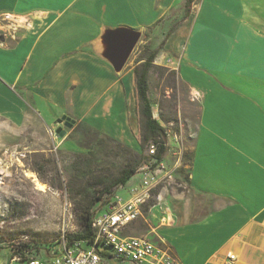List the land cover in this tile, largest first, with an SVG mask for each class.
<instances>
[{"label": "crops", "instance_id": "1", "mask_svg": "<svg viewBox=\"0 0 264 264\" xmlns=\"http://www.w3.org/2000/svg\"><path fill=\"white\" fill-rule=\"evenodd\" d=\"M185 2L0 0V12L23 18L0 35V121L44 131L43 149L69 153L78 123L116 139L119 122L139 152L136 57L115 71L103 35L127 26L148 32L151 47L160 37L154 63L171 60L165 66L198 94L200 110L188 189L155 191L139 235L181 264H224L228 252L232 264H264V0H193L187 16ZM63 115L70 127L58 123Z\"/></svg>", "mask_w": 264, "mask_h": 264}, {"label": "rangeland", "instance_id": "2", "mask_svg": "<svg viewBox=\"0 0 264 264\" xmlns=\"http://www.w3.org/2000/svg\"><path fill=\"white\" fill-rule=\"evenodd\" d=\"M2 13L4 12H0ZM4 25L8 23L0 20V35ZM148 35V32L141 31L139 42L129 58L133 55L137 58L141 53V45L146 41L150 43L147 40ZM156 38L153 49L161 44V38ZM170 61L166 56L156 58V65L164 68L149 71L148 96L161 123L165 126L172 125L182 145L190 152L197 127L200 100L198 94H194L179 79L177 73H172L173 69L165 66ZM113 126L120 136L116 141H122L126 146H135L134 139L130 133L123 131L121 123L117 122ZM66 138L69 140L64 146L72 150L71 153L66 152V149H43L47 143L44 131L14 128L0 121V258L11 256V247L23 242L32 246L55 245L64 234L75 232L78 227L74 198L77 197L73 190L85 185L91 174L112 177L120 169L123 163L121 148L99 132L78 123ZM76 143L81 149H77ZM87 148H91L92 152H88ZM140 149L138 153L145 155L146 147ZM133 177L138 180L140 174L136 173ZM37 183L44 184L45 190H39ZM116 193H120V186ZM114 201V197L107 199L98 203L94 209H105ZM147 209L148 207L142 208L145 218ZM142 227L144 223L141 218L129 225L125 234L140 236L139 229ZM57 245L58 243L55 246ZM108 262L130 264L115 259H109Z\"/></svg>", "mask_w": 264, "mask_h": 264}, {"label": "built area", "instance_id": "3", "mask_svg": "<svg viewBox=\"0 0 264 264\" xmlns=\"http://www.w3.org/2000/svg\"><path fill=\"white\" fill-rule=\"evenodd\" d=\"M0 20L7 22L6 26L10 28L23 23L20 16L10 12L0 14ZM151 111L152 117L164 128L163 145L166 150L161 155L158 151L159 143H149L144 160L137 170L140 174L139 181L129 187L128 198L117 199L107 208L94 211L91 223L94 233L93 243L87 246H84L82 241L66 244L63 236L56 247L37 255L25 251L24 256L19 254L10 256L8 264L16 262L21 264H109L108 260L96 250L97 243H102L109 248L114 256L113 259L122 263L181 264L147 237L124 235L123 233L128 225L142 216L143 205L153 197L155 191L160 189L162 192H169L188 189L187 180L178 173L179 169L188 167L184 164L187 149L182 145L172 125L165 126L152 107ZM160 193L156 196L159 200H161ZM234 259L235 256L228 252L224 264H232Z\"/></svg>", "mask_w": 264, "mask_h": 264}, {"label": "trees", "instance_id": "4", "mask_svg": "<svg viewBox=\"0 0 264 264\" xmlns=\"http://www.w3.org/2000/svg\"><path fill=\"white\" fill-rule=\"evenodd\" d=\"M193 0H186L185 2V12L184 15L187 16L191 10ZM147 37V34H144ZM158 50L153 49L149 42H145L141 45V53L136 58V65L133 69L134 73V84H135V94H136V106L139 114V145L140 148H147L148 144L151 142L159 143V154H164L165 147L163 145L165 141L164 128L152 117L151 102L148 96V73L150 70H161L164 67L156 65L154 63L156 54ZM175 74L176 71L172 70ZM81 125H85L81 123ZM89 129L97 130L87 126ZM111 141L118 144L121 148V154L123 156V163L120 166L117 174L109 177L106 175H92L91 178L87 180L85 185L76 187L74 195L75 201V218L77 222V230L75 232H70L64 234L66 244H72L75 241L84 242V246L93 243L94 233L92 229V216L94 213V208L98 203H102L107 199L114 197L115 192L119 186H123L130 180L136 173L143 162L145 155L138 153L131 149L130 147L116 141L114 138H109ZM88 152H92L91 148H87ZM90 149V150H89ZM192 158V152L186 151L184 155V164L190 165V160ZM188 168H181L178 173L188 181ZM82 175L80 174V177ZM108 202V201H107ZM106 202V203H107ZM59 243V241H57ZM56 243V244H57ZM55 244V245H56ZM55 245H44L32 246L29 243L23 242L16 247H11V256L19 254L24 256V252L33 253L35 255L42 253L41 250H50L54 248ZM96 250L101 253V255L106 259H113L112 251L105 247L102 243H97ZM102 246L100 249L99 247ZM56 247V246H55Z\"/></svg>", "mask_w": 264, "mask_h": 264}, {"label": "water", "instance_id": "5", "mask_svg": "<svg viewBox=\"0 0 264 264\" xmlns=\"http://www.w3.org/2000/svg\"><path fill=\"white\" fill-rule=\"evenodd\" d=\"M107 46V57L109 58L115 71L119 72L129 56L137 46L141 37V31L127 26H118L116 28L108 29L103 35ZM73 120L63 115L58 120V123L70 127L73 124ZM61 127L56 129L59 132Z\"/></svg>", "mask_w": 264, "mask_h": 264}, {"label": "bare ground", "instance_id": "6", "mask_svg": "<svg viewBox=\"0 0 264 264\" xmlns=\"http://www.w3.org/2000/svg\"><path fill=\"white\" fill-rule=\"evenodd\" d=\"M37 187H38L39 190H42V191L45 190V186L42 183H37Z\"/></svg>", "mask_w": 264, "mask_h": 264}]
</instances>
